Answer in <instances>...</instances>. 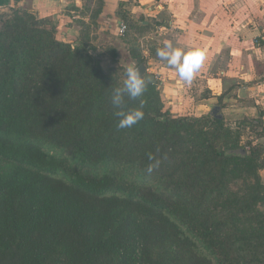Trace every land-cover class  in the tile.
<instances>
[{
  "label": "trees",
  "instance_id": "obj_1",
  "mask_svg": "<svg viewBox=\"0 0 264 264\" xmlns=\"http://www.w3.org/2000/svg\"><path fill=\"white\" fill-rule=\"evenodd\" d=\"M16 11L0 28V264H264V181L253 171L264 142L244 145L241 125L223 119L161 111L151 82L145 118L118 129L109 95L122 81L90 42ZM109 162L140 178L88 171Z\"/></svg>",
  "mask_w": 264,
  "mask_h": 264
},
{
  "label": "crops",
  "instance_id": "obj_2",
  "mask_svg": "<svg viewBox=\"0 0 264 264\" xmlns=\"http://www.w3.org/2000/svg\"><path fill=\"white\" fill-rule=\"evenodd\" d=\"M17 5L38 16H52L58 21L61 39L84 38L95 52H105L103 46L108 45L118 58L128 46L118 35L124 20H141L149 29L167 32L175 27L171 32L176 37L165 32L160 47L170 41L185 51L199 48L204 52L206 59L194 79L207 84L209 99L222 100V116V109L229 106L226 101L231 100L237 110L233 115L264 119V0H18ZM146 38L135 35L150 47L148 41L143 42ZM151 61L168 82L173 77L176 84L182 83L159 57L149 56L148 65ZM147 71L154 73L148 66Z\"/></svg>",
  "mask_w": 264,
  "mask_h": 264
},
{
  "label": "rangeland",
  "instance_id": "obj_3",
  "mask_svg": "<svg viewBox=\"0 0 264 264\" xmlns=\"http://www.w3.org/2000/svg\"><path fill=\"white\" fill-rule=\"evenodd\" d=\"M17 1L18 0H9L7 4L0 5V28L2 26V23L4 22L3 20L10 16H16L14 14L17 12V9L26 10L33 13L28 7L18 6ZM38 17H45V15ZM122 23L127 26V30L124 35L119 37H121L120 40L123 41V43L125 41L126 43H128V46L126 47L127 52H124L123 55L118 58L117 53H115L114 50L109 49L108 45L106 47L103 46V50H106L105 52H95V50L97 49L93 46L90 51L91 55L101 62L102 67L107 73H109L117 80L122 81L123 69L126 64L131 62L132 60H135L136 62L138 61V59L132 54V52L138 53L144 59V61L142 62H145L148 68L154 70V73H150L156 75V82L154 83L155 86L152 89L158 92L161 111L167 112L169 115L174 117H185L189 121V119H203L205 116L213 117L211 115L212 108L215 105L224 106L222 100L218 101L216 99H209L211 96V90L208 89V86L205 82L203 83L202 81L200 82L199 80L193 79L191 83L182 82L176 84V81L175 79H173V77L172 80H170L171 82H168V78H166L164 74H160L158 68H155L152 65L154 64V62L151 61L152 63L150 62L151 64L148 65L147 62H149V56H156V53H152V51H156L157 48L162 45L161 36L165 35V32L172 33L171 31H176L175 27H173L168 32L166 30L160 31L155 27L149 29L148 27L143 26L141 20H132V18L130 20L126 19ZM175 33L176 32L172 33L174 37H176ZM136 34H139V36H147L148 38H146V40L144 39L143 42L145 43L146 41H148L150 43V47H148V45L146 46V44L143 45L142 42H139L138 39H135ZM56 37L59 39H61L62 37L60 36L58 30ZM143 49H149V53L147 55H143ZM225 104H228L229 106L222 109V113H224V117L222 116L223 121L230 124L232 131H234V129H237L235 128L237 125H241V131L243 133V135L241 136V141L243 142V144L249 141V143L254 145L256 143H254V140L256 141V139L261 138L259 137V134L262 132L263 128L262 124L258 123V120H260L264 124L263 117L260 115L257 117L246 118L240 117V115H233L237 110L236 108H234V106L231 105L235 104V102H232L230 100L226 101ZM185 134H187V132ZM48 150L53 154H60V150H55L52 148H49ZM70 163L74 167L77 166L82 170H87V168L84 166V163L81 162V159L79 157L73 156L72 158H70ZM88 171L96 173L113 171L127 178H140V174L135 169L126 166H120L112 162L101 163L96 167H92ZM253 171L256 172L257 175L260 176L264 181V167L253 169ZM233 176L234 175H231L229 176V178ZM248 178H251V175L248 176ZM233 181L234 184L241 183V181L238 179H235Z\"/></svg>",
  "mask_w": 264,
  "mask_h": 264
},
{
  "label": "clouds",
  "instance_id": "obj_4",
  "mask_svg": "<svg viewBox=\"0 0 264 264\" xmlns=\"http://www.w3.org/2000/svg\"><path fill=\"white\" fill-rule=\"evenodd\" d=\"M147 54V53H146ZM156 56L168 67L173 68L179 79L184 83H191L206 59L199 48L185 51L181 47H174L172 42H164L163 47L157 48ZM135 60L127 63L123 69L122 82L111 87L109 102L118 129H130L145 118V94L148 90V78L138 67ZM130 102H136L130 106ZM154 158L149 155V160ZM159 161L149 164L147 173L151 174L159 167Z\"/></svg>",
  "mask_w": 264,
  "mask_h": 264
},
{
  "label": "water",
  "instance_id": "obj_5",
  "mask_svg": "<svg viewBox=\"0 0 264 264\" xmlns=\"http://www.w3.org/2000/svg\"><path fill=\"white\" fill-rule=\"evenodd\" d=\"M140 71L142 73L145 74V76L148 78V81L151 83H155L156 82V78L155 75L153 73H150L147 71V66L145 64V62H141L138 65ZM211 115L217 119H222V114L220 113V106L216 105L212 108L211 110Z\"/></svg>",
  "mask_w": 264,
  "mask_h": 264
},
{
  "label": "built area",
  "instance_id": "obj_6",
  "mask_svg": "<svg viewBox=\"0 0 264 264\" xmlns=\"http://www.w3.org/2000/svg\"><path fill=\"white\" fill-rule=\"evenodd\" d=\"M127 27L124 23H120L119 28H118V35L122 36L126 32Z\"/></svg>",
  "mask_w": 264,
  "mask_h": 264
}]
</instances>
